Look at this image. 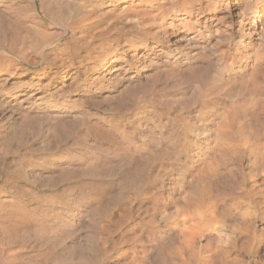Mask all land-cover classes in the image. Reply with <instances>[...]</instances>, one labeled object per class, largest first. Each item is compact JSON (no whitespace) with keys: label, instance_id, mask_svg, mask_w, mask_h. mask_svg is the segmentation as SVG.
Returning <instances> with one entry per match:
<instances>
[{"label":"bare ground","instance_id":"1","mask_svg":"<svg viewBox=\"0 0 264 264\" xmlns=\"http://www.w3.org/2000/svg\"><path fill=\"white\" fill-rule=\"evenodd\" d=\"M260 225L264 0H0V264H233Z\"/></svg>","mask_w":264,"mask_h":264},{"label":"rangeland","instance_id":"2","mask_svg":"<svg viewBox=\"0 0 264 264\" xmlns=\"http://www.w3.org/2000/svg\"><path fill=\"white\" fill-rule=\"evenodd\" d=\"M37 3H38V1H37ZM39 6V5H38ZM111 38L112 37H109V38H106L105 39V42H106V44H109V43H111ZM39 68L41 67V65H39L38 66ZM261 229H260V228ZM258 229L260 230V233H259V231L257 232V233H259L258 235H259V237L261 238L262 237V235H263V229H264V226L263 225H260V226H258ZM262 232V233H261ZM261 235V236H260ZM239 245V246H238ZM242 247H241V246ZM236 246H238V247H236ZM245 246V247H244ZM247 244L246 243H237V244H235V247L233 246L232 248L230 247L229 248V250H230V252H229V258L231 259V258H234L235 259V257H236V259H235V261H234V259H233V264H240V262H241V264H253V262H255L256 264H264V241L263 242H261L260 244H259V246L258 247H256L255 249L254 248H249V245L247 246ZM241 247V248H240ZM248 248V249H247ZM244 251H243V250ZM248 251H247V250ZM252 249H254V251L252 250ZM245 250L247 251V252H245ZM250 251V252H249ZM237 252V253H236ZM248 252H249V254H248ZM252 252V253H251ZM253 252H254V254H256V256L258 257H256L254 254H253ZM233 253H234V255H233ZM243 253V254H242ZM237 256H236V255ZM246 254H247V256H246ZM252 255V257H250V259H249V256H251ZM232 255V256H231ZM243 256V257H241V256ZM245 257V258H244ZM239 258V259H238ZM260 258V259H259ZM232 260V259H231ZM249 260V261H248ZM252 261V262H251ZM262 261V262H261Z\"/></svg>","mask_w":264,"mask_h":264}]
</instances>
